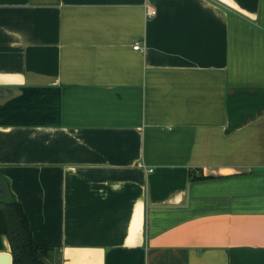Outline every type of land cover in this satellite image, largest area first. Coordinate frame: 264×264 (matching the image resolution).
Returning <instances> with one entry per match:
<instances>
[{
  "label": "crops",
  "instance_id": "crops-1",
  "mask_svg": "<svg viewBox=\"0 0 264 264\" xmlns=\"http://www.w3.org/2000/svg\"><path fill=\"white\" fill-rule=\"evenodd\" d=\"M0 174L46 264H264V0H0Z\"/></svg>",
  "mask_w": 264,
  "mask_h": 264
},
{
  "label": "trees",
  "instance_id": "trees-1",
  "mask_svg": "<svg viewBox=\"0 0 264 264\" xmlns=\"http://www.w3.org/2000/svg\"><path fill=\"white\" fill-rule=\"evenodd\" d=\"M0 184V233L10 240L13 264H46L44 256L52 246L34 239L26 211L1 174Z\"/></svg>",
  "mask_w": 264,
  "mask_h": 264
},
{
  "label": "water",
  "instance_id": "water-1",
  "mask_svg": "<svg viewBox=\"0 0 264 264\" xmlns=\"http://www.w3.org/2000/svg\"><path fill=\"white\" fill-rule=\"evenodd\" d=\"M0 190H3L1 184H0ZM5 238H6V250L0 252V260L2 264H13L12 246L7 235H5Z\"/></svg>",
  "mask_w": 264,
  "mask_h": 264
},
{
  "label": "built area",
  "instance_id": "built-area-1",
  "mask_svg": "<svg viewBox=\"0 0 264 264\" xmlns=\"http://www.w3.org/2000/svg\"><path fill=\"white\" fill-rule=\"evenodd\" d=\"M155 12L156 11H155V9L153 7H150V6L147 7V13L149 15H152ZM133 48L137 49V50H140V51H144L145 45L141 41L138 40V41H135V43L133 44Z\"/></svg>",
  "mask_w": 264,
  "mask_h": 264
}]
</instances>
